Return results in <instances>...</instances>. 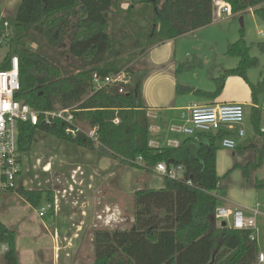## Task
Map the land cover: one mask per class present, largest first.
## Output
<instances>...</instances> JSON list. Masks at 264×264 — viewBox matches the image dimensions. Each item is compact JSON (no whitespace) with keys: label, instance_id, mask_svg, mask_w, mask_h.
Instances as JSON below:
<instances>
[{"label":"trees","instance_id":"obj_1","mask_svg":"<svg viewBox=\"0 0 264 264\" xmlns=\"http://www.w3.org/2000/svg\"><path fill=\"white\" fill-rule=\"evenodd\" d=\"M213 1L21 0L14 17L8 19L13 36L9 37L7 56L0 68H8L12 55L18 57L20 92L16 98L39 110L77 106L76 120L86 127H97L99 140V145H95L81 134L71 138L58 121L46 126L22 123L18 141L21 153L29 152L36 134L42 132L121 163L131 164L140 157L142 168L153 169L162 162L168 167L183 168L181 180L164 178L165 186L161 189L134 192V220L130 229L93 234V264H257L260 252L256 241L250 239L252 231L217 227L213 218L219 206L216 153L222 148L221 141L232 138L234 132L221 129L198 133L185 136L177 146L151 147L150 125L142 99L143 71L132 73V84L123 94L113 88L91 93L93 73L106 76L122 70L123 62L118 58L123 50L116 51L107 30L111 14L123 13V2L129 3L124 10L127 24L134 28L136 23L131 20L136 15L148 29L137 30L141 33L135 37L148 46L140 52L144 56L153 45L210 25ZM222 1L229 5L232 15L240 17L251 10L264 22V0ZM28 40L38 46L37 51L26 45ZM43 40L45 44L41 43ZM259 47L264 50V44ZM67 54L79 66L73 62L64 64L62 58ZM226 55L238 59L237 67L224 70L214 80V92L196 90L195 94L216 99L228 77L247 81L246 71L258 66L257 58L249 55L242 37L227 47ZM249 88L252 103L257 105L258 97L264 95V81L249 84ZM263 117V109L251 108L255 133L264 134ZM261 160L262 154L258 162L243 167L244 174L258 169ZM254 183L255 188H264V179H256ZM19 195L33 209L42 202L52 203L54 198L52 192L20 190ZM0 239L10 246L4 264H19L15 233L1 221Z\"/></svg>","mask_w":264,"mask_h":264},{"label":"rangeland","instance_id":"obj_2","mask_svg":"<svg viewBox=\"0 0 264 264\" xmlns=\"http://www.w3.org/2000/svg\"><path fill=\"white\" fill-rule=\"evenodd\" d=\"M19 3L20 0H0V20L2 16L11 20ZM128 6V2H123V13L114 11L111 14L107 31L116 44V51L123 50L118 58L123 62L120 68H129L131 73L143 71L145 75L150 70L146 56L158 45L151 46L147 53L141 56L140 52L148 46L144 40H137L135 37L141 33L137 30L148 29L136 15L131 20L136 23L134 28L131 27L132 24H127V14L124 10ZM138 9L139 6H136V10ZM219 11L220 9H215V14L218 15L210 25L177 38L170 46L173 49L176 47L177 51L176 82L172 93L174 97L177 96V103L192 104L198 100H211L194 95L196 90L192 88L196 87L197 90L205 92L216 90L214 80L220 77L224 70L234 69L238 65V59L226 55V50L241 37L249 48V55L258 60L257 67L246 71L247 81L231 76V82L226 86V95L239 97L245 105L241 126L245 136L242 139L237 136L231 138L238 148H220L216 153V171L220 179L218 205L227 207L229 205L221 199L236 202L245 199V191L251 188L257 171L251 169L246 176L243 167L248 163L258 162L261 154L258 176L264 177V134L255 133L250 120L252 107L264 110V95L259 96L257 105H254L249 88V84L264 81V50L259 47V44H264V22L248 11L240 16L243 23L241 26L240 17ZM44 41L46 40L41 43L45 44ZM134 43L141 45L134 47ZM63 44L64 47L67 46L65 41ZM26 45L33 51L38 49L30 40L26 41ZM5 56L6 51L0 49V63ZM73 61L68 54L62 58L64 64ZM73 64L79 66L80 63ZM75 66L73 70L76 69ZM225 85L226 83L221 93ZM163 88L168 87L163 85ZM151 91L153 88L150 87ZM262 128L264 130V122ZM184 137H181L182 140ZM22 160L23 170L28 166L29 174H37L41 179L50 177L49 173H41L46 164L50 163L54 189L64 190L72 184V191L64 195L62 192L58 195L53 193L58 196L57 210L48 212L44 218H39L36 211L30 209L23 199L14 196L0 198V221L15 233L19 264H93V234L96 231L128 230L134 220V192L138 188L147 189L142 188L144 185L150 189L165 186L164 179L155 175L150 168L121 163L109 156L100 157L95 150L61 141L42 132L36 134L30 151L22 155ZM71 170H77L73 177ZM89 177L94 178V181H89ZM54 232L60 234V238L56 240L59 242L58 252L55 251L57 242L54 243Z\"/></svg>","mask_w":264,"mask_h":264},{"label":"built area","instance_id":"obj_3","mask_svg":"<svg viewBox=\"0 0 264 264\" xmlns=\"http://www.w3.org/2000/svg\"><path fill=\"white\" fill-rule=\"evenodd\" d=\"M221 13L230 14V7L226 3L220 8ZM11 37V28L8 18L2 16L0 20V49L8 52V40ZM6 56L4 60L6 59ZM0 63V66L4 63ZM132 84V73L130 70L122 69L119 72L102 76L99 73L91 75V93L101 90L115 89L118 94L126 92ZM20 92L19 60L16 55H12L8 60V68H0V198L14 196L22 200L19 191L28 192H52L64 195L71 192L72 184L68 188L54 189V181L50 175V163L41 170V173H49V178H39L37 174L30 175L28 166L23 170L22 155L19 151V126L22 123H29L32 126L50 125L53 121H58L65 126L64 132L67 136L75 138L79 134L85 136L95 145H99L97 127H86L78 122L75 113L79 110L77 106L60 108L54 110L34 109L24 101L16 97ZM244 121V105L238 103L207 104L193 106L189 109L186 124L180 129L184 136L193 137L198 133L217 132L221 129L233 131L235 135L242 139L245 136L242 123ZM118 119L114 123H118ZM221 147L227 150L236 148L231 137H225L221 141ZM130 163V162H129ZM133 165L142 166V160L138 157ZM47 167V168H46ZM34 170V169H33ZM32 170V171H33ZM153 173L163 179L181 180L182 166L168 167L165 163H158L153 169ZM54 177V176H53ZM59 182V181H58ZM186 184L191 185L190 181ZM24 200V199H23ZM58 196L54 195L52 203L42 202L33 209L27 202L30 209L36 211L39 218H44L48 212L57 210ZM252 216H246L241 209H231L218 206L214 211V221L217 227L225 222L226 227L232 230H251V240H255V217L258 214L256 209L250 210ZM10 251L7 242L0 239V264H4V258ZM55 251H59L58 249ZM257 264H264V254H258Z\"/></svg>","mask_w":264,"mask_h":264},{"label":"crops","instance_id":"obj_4","mask_svg":"<svg viewBox=\"0 0 264 264\" xmlns=\"http://www.w3.org/2000/svg\"><path fill=\"white\" fill-rule=\"evenodd\" d=\"M224 4L225 2L222 0L213 1L212 22L215 18H217L218 15L215 14V9H220ZM249 12L253 13L251 10ZM174 40L158 45L157 47L153 48L146 56L147 66L150 68V70H148V72H146L143 77L142 99L146 108V113L150 125L149 145L151 147L177 146L179 144V141L182 140L181 137L183 136L180 133V129L183 125L186 124L189 109L193 106L207 104L241 103L239 97H229L226 95V86L228 85V82H231L230 80L232 79L230 77H228L225 82L226 85L223 93H221V95H219V97H217L216 99H212L206 102H201L197 99L198 101H195L192 104H186L185 102L177 103V96L174 97V95H172L176 82L175 58L177 51L176 47L175 49L171 48L172 46H170V43H172ZM163 85L167 86L168 88H163ZM150 87L153 88V91L151 92ZM192 89L197 90L196 87H193ZM233 134L234 136H236L235 133ZM256 171L257 173L255 174L252 181V186H250V189H246V196L243 201L236 202L231 199L221 200L229 205L224 208L241 209L246 216H252V212L250 210H257L258 214L255 217V241L259 248V252L264 254V189L255 188L254 183V180H263L264 177L258 176L259 170H254V172ZM75 172L76 170H71V177H73V173L75 174ZM80 174H82V172ZM91 178L92 177H89V181L93 182L94 178ZM144 186L145 187L142 188L150 189L147 185ZM161 188L163 187L160 186L159 189ZM140 189L138 188L137 190ZM64 237H62V239H65ZM59 238V232H54L53 239L55 244L57 242L56 240ZM58 244L59 242H57L55 250L58 249Z\"/></svg>","mask_w":264,"mask_h":264},{"label":"water","instance_id":"obj_5","mask_svg":"<svg viewBox=\"0 0 264 264\" xmlns=\"http://www.w3.org/2000/svg\"><path fill=\"white\" fill-rule=\"evenodd\" d=\"M239 22H240V24H241V26H242V25H243V23H242V17L239 18ZM220 226H221L222 228H223V227H226V223L223 222V223H221Z\"/></svg>","mask_w":264,"mask_h":264},{"label":"bare ground","instance_id":"obj_6","mask_svg":"<svg viewBox=\"0 0 264 264\" xmlns=\"http://www.w3.org/2000/svg\"><path fill=\"white\" fill-rule=\"evenodd\" d=\"M47 168V167H46ZM76 172H77V170H76ZM76 172H75V174H76ZM74 174V173H73Z\"/></svg>","mask_w":264,"mask_h":264}]
</instances>
